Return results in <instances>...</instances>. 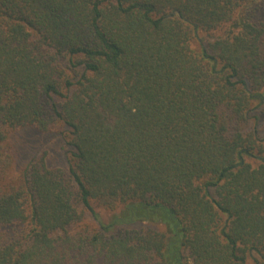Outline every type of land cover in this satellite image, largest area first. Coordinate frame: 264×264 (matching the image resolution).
<instances>
[{
	"label": "trees",
	"instance_id": "obj_1",
	"mask_svg": "<svg viewBox=\"0 0 264 264\" xmlns=\"http://www.w3.org/2000/svg\"><path fill=\"white\" fill-rule=\"evenodd\" d=\"M65 165L14 170L11 133ZM264 264V0H0V264Z\"/></svg>",
	"mask_w": 264,
	"mask_h": 264
},
{
	"label": "rangeland",
	"instance_id": "obj_2",
	"mask_svg": "<svg viewBox=\"0 0 264 264\" xmlns=\"http://www.w3.org/2000/svg\"><path fill=\"white\" fill-rule=\"evenodd\" d=\"M10 144L15 171L23 168L34 154L40 152L45 153L48 164L55 167L65 165L61 140L53 134H40L31 129L18 130L11 133Z\"/></svg>",
	"mask_w": 264,
	"mask_h": 264
}]
</instances>
